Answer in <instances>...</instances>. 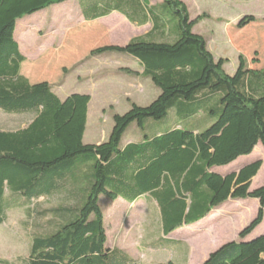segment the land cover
Returning a JSON list of instances; mask_svg holds the SVG:
<instances>
[{
  "label": "trees",
  "instance_id": "1",
  "mask_svg": "<svg viewBox=\"0 0 264 264\" xmlns=\"http://www.w3.org/2000/svg\"><path fill=\"white\" fill-rule=\"evenodd\" d=\"M69 1L0 0V110L31 118L24 129H0V226L10 210L30 216L40 199L75 200L37 212L38 218L50 219L32 238L27 264H138L108 245L101 196L131 204L150 198L160 211L165 238L202 222L228 201L258 200L257 216L239 234L240 243L224 245L204 264H264V235L248 239L264 221V185L250 190L263 162L254 160L225 176L216 172L251 156L259 145L264 149V69L250 66L258 59L249 62L241 55L236 73L228 75L227 59L216 60L205 38L194 32L204 16L192 20L182 0H163L150 16L155 33L164 36L91 53L133 58L160 95L148 106L133 104L125 114H115L106 141L85 144L91 97L70 94L62 100L48 82L30 84L21 75L25 57L16 36L20 22ZM118 1L135 16L141 13L139 2L149 5ZM255 22L246 16L238 28ZM216 96L220 108L209 113L217 119L206 130L176 126L154 136L145 133V124L156 131L169 112L180 120L199 118L203 104ZM131 131L138 139L123 147Z\"/></svg>",
  "mask_w": 264,
  "mask_h": 264
},
{
  "label": "rangeland",
  "instance_id": "2",
  "mask_svg": "<svg viewBox=\"0 0 264 264\" xmlns=\"http://www.w3.org/2000/svg\"><path fill=\"white\" fill-rule=\"evenodd\" d=\"M183 1L187 4L189 13L193 18L197 19L204 16V19L200 21L201 23L196 26L195 32L204 36L208 42L209 49H211L215 57L227 59L225 72L228 75L233 76L236 73L241 55L249 62L255 58L261 60L259 67L255 68L264 67V0ZM52 11V8H49L45 17ZM248 15L254 16L256 22L243 29H239L237 22ZM35 24L37 23L34 22ZM175 24L178 26L177 20H175ZM38 27V24L35 25L27 36L24 35L22 37L24 46L25 43L27 45H34L38 41H45L47 50H52L53 46L57 49L59 46L67 48L77 45L79 47L77 51L83 54L89 50V47L105 44H124L128 40L143 35L146 31L145 29L134 30L131 27H125L118 32L109 33L108 36L97 38L98 40L94 42L88 39L86 40V42L89 41L88 44L82 45L83 43L80 44V41L83 40V33H85V30L87 31V28L81 23L72 25V28L68 30L67 28L62 29L59 35L46 39L42 35H39L40 30ZM21 29L22 25L18 24L16 31L19 32V36L22 34ZM229 37H233L236 41L238 40V43L232 45ZM167 42L172 43L174 41ZM47 50L46 53L50 51ZM83 54L81 55L83 56ZM41 62L38 61L31 66H27L29 73L33 74L36 78H40V81L31 82L32 84L48 82L54 85L60 93L67 91V93L71 92L67 95L86 94L92 97L87 130L88 136L92 140H97L103 133L106 135L110 131L111 126H113L112 117L115 114H125L133 104L138 106L146 105L158 93L151 80L125 74L124 69L113 61H88L84 59L83 62L80 59L76 67L72 68L68 66L71 71L67 73L69 76L67 77L66 75L67 78H63L62 74L60 75L61 68L63 67H55L53 68L55 70H53L51 69L52 67L45 66ZM22 69V74L24 73L23 76H25V64L22 65ZM58 95L62 100L67 97L63 93ZM219 99L220 96H216L207 100L201 107V116L199 118L180 120L174 112H169L161 124L154 127V129H157L156 131L145 124V133L154 136L157 132L165 133L176 126L184 127L187 130H190L191 127H201V130L204 131L217 119L209 112H218L220 108ZM19 115L18 113H8L0 110V129L17 130L28 124L31 120L28 116ZM211 119L215 120L211 121ZM85 142L90 143L86 137ZM256 155L257 157H261L260 153ZM257 160H261V158ZM262 180L263 176H260L257 183H261ZM126 204L128 203L120 198L115 201L108 200L105 196H101L100 198V206L104 218H106L105 228L108 229L109 237L111 238L109 245L118 246L122 250L128 248L125 253L132 255L140 263L149 264L151 260L158 259V255L153 256L151 254L150 256L148 254L147 256L143 254L145 251L144 246L148 241L147 236L144 234L146 207L142 204V201L134 205L135 207L138 206L136 209L133 207L129 208ZM241 205L240 203L231 202L223 208V211L219 212V215H224V218L220 219L218 216H215L212 220L214 222L211 227L213 229L212 234L209 233V235L207 234L208 236L197 238L198 246L200 247L204 244V249L214 251L221 243L225 244L230 241H236L238 239V232L243 231L251 221V214L247 211L250 206ZM47 209H49L48 204L41 201L36 203L34 211L31 210L29 212L30 216L27 215V211L21 209L10 210L9 219L4 225L0 226V260L7 261L9 264H27L26 260L30 253L32 238L38 235V231H43L47 228L46 223L50 219L38 218L37 212H43ZM252 212L255 216L254 207L252 208ZM134 213L135 226H133L132 233L122 238L121 241L117 238V233L121 228V225L118 223L125 218L130 217L131 219ZM244 213L247 215L246 219H244L246 217ZM186 229L187 227L180 229V231H186ZM158 238V233H155L152 238L154 239L153 242H157ZM201 240L203 243L201 242L200 244ZM236 242L240 243V240L238 239ZM145 252L147 253V251ZM164 260H166L165 262L173 261L176 264H182L180 256L176 253L174 256L165 254Z\"/></svg>",
  "mask_w": 264,
  "mask_h": 264
},
{
  "label": "crops",
  "instance_id": "3",
  "mask_svg": "<svg viewBox=\"0 0 264 264\" xmlns=\"http://www.w3.org/2000/svg\"><path fill=\"white\" fill-rule=\"evenodd\" d=\"M146 3L149 5L146 7L144 4L140 3L138 4L139 9L141 10V13L139 16H135V14L127 13L126 10L120 9L119 2L118 0H82V3H80L79 0H71L69 2H66L65 4L55 6L52 8V12L45 17V14L47 10L40 12L22 22L19 24L22 25L21 29V36H19V32H17V41L19 43L20 51L25 57V78L32 84L31 82H37L40 81V78H36L33 76V74L29 73V69L27 66L33 65L35 62L42 61L41 64L45 66L52 67L51 69L55 67H63L61 68V73L63 78L69 77L67 73L71 71L68 66L74 68L76 67L79 63V60L82 59L84 62V59L88 61H100V60H105V61H113L116 63L119 67L123 68L125 74H128L130 76H138L140 78L146 79L143 76V69L139 65V63L134 60L133 58L124 55V54H116V53H106V54H97V55H91L93 51H96L101 48L105 47H124L126 46L131 40L137 39V38H148L149 36L154 35L156 36H164V33H155L154 29V23H153V18L150 15L155 16L157 10L162 7L163 0H145ZM183 1V0H182ZM184 2V1H183ZM116 3L118 4V7H116ZM185 3V2H184ZM187 5V4H186ZM189 9V8H188ZM109 11H112L109 15L107 16H102L100 18H97L98 15H103ZM191 16V15H190ZM250 16V15H248ZM192 20H195L196 18H193L191 16ZM34 22L38 24V29L40 30V36L42 35L45 39L49 38L51 36H57L59 33L62 31V29H71L72 25H76L77 23H81L84 27L87 28V31L85 30L83 33L82 41H80L82 45L88 44V42L91 40L92 42L98 40L99 38H102L103 36H108L109 33H114L118 32L120 29H124L125 27H131L134 30H142L145 29V33L143 35H139L138 37H135L131 40H128L124 44H105V45H98L94 47H89V50L85 52L84 54L81 52L79 53L77 51V45L75 47H67L63 48L60 47L55 49L53 46L52 50L48 51L45 47V41H38L34 45H27L22 41V37L25 35L27 36L29 34V31L34 27ZM240 22V21H239ZM237 22V23H239ZM201 23V22H199ZM196 28V27H195ZM195 32V29H194ZM197 34V32H195ZM201 35V34H198ZM203 36V35H201ZM204 37V36H203ZM98 38V39H97ZM86 42V40H88ZM206 40V39H205ZM230 43L232 45H236L238 43V40L233 39V37H229ZM86 42V43H85ZM208 49L209 45L208 42L206 41ZM81 46V45H80ZM89 46V45H87ZM46 50L48 51L46 53ZM211 54L213 55V52L211 49H209ZM79 53V54H78ZM83 54V56L81 55ZM86 56V57H84ZM214 56V55H213ZM216 60L218 59H225L224 57H215ZM261 63V60L258 59V62L256 64H251L252 69H257V70H262L264 67L261 68H255L259 67V64ZM227 64V63H226ZM61 65V66H60ZM60 69V68H59ZM58 69V70H59ZM21 69V75L22 74ZM55 70V69H53ZM57 70V69H56ZM57 72V71H56ZM67 75V77H66ZM150 80V79H146ZM152 82V81H151ZM41 83V82H39ZM38 84V83H36ZM51 84V83H49ZM34 85V84H32ZM52 85V84H51ZM54 87V85H52ZM155 88L158 90V93L155 98H153L148 104L142 105V106H148L151 104L156 98L160 95V90L155 86ZM71 91V90H70ZM54 92L57 94H62L67 95L68 92H58L56 88L54 87ZM86 95V94H85ZM68 96V95H67ZM90 96V95H89ZM91 97V96H90ZM92 105V97H91V102L89 104L88 108V122H87V128L84 136V143L85 144H100L108 139V137L111 134V131L113 129L110 128V131L105 135L103 133L100 138L97 140H92L87 133L88 130V125H89V118H90V109ZM141 106V105H140ZM131 108V107H130ZM130 108L127 110L129 111ZM126 111V112H127ZM9 113V112H8ZM118 114V113H117ZM19 116H28L25 114H20ZM30 117V116H28ZM31 121V120H30ZM28 122V124L30 123ZM113 121V117H112ZM26 124L25 126L18 128L17 130H4V131H18L20 129H24L27 127ZM3 130V129H2ZM135 131H131L128 133L127 138L124 140V146L126 147L128 144L137 141V136H136ZM148 136V135H147ZM85 137L90 143L85 142ZM261 154V157H257L256 154ZM263 157H264V149L261 145H259L254 153L249 156V157H244L239 159L237 162H235L233 165L226 167V168H221V169H216V172L219 174L225 176L231 172H238L243 166L249 164L250 162H253L254 160H257L261 158V161L263 162ZM260 176H263V180L261 183H257L258 179ZM264 185V163L259 171L258 175L253 179L252 186L250 188L251 191H254ZM45 202L48 204L49 209H57L63 205H72L75 203L72 198L67 197V198H53V199H40L38 202ZM142 201V204L145 205V217H144V222L146 223V226L144 228V234L147 236L148 241L147 244L144 246L145 251L144 255L153 254L158 255V259H154L153 261L149 264H161L165 263L166 260H164L165 254H169V256H174L175 253L178 254L181 258V263L182 264H204L209 256L214 253L215 251L219 250L221 247H223L226 244L232 243L231 241L225 244H220L216 247L214 251L212 250H206L203 248V245L200 247L197 244V238L203 237V236H208L209 233L212 234V220L215 218V216H218L220 219H223L224 215H219V212L223 211L222 209L228 206L231 202H236L242 204L241 206L249 205L248 210L251 214V221L250 223L256 218L258 210H259V201L255 199H248V200H241V201H228L226 204L221 206L220 208L213 210V212L210 213V215L203 220L202 222L187 227L186 231H180L177 230L173 234H171L169 237L165 238L163 234V228H162V219L160 215V211L157 207V204L152 201L148 197H142L141 199L137 200L134 203H128L126 204L127 207L129 208H137L138 206H134L136 203H139ZM36 202V203H38ZM140 207V206H139ZM255 208V216L254 213L252 212V208ZM47 209V210H49ZM131 215V214H130ZM129 215V216H130ZM246 216L244 219L247 218V215L244 213ZM217 217V218H218ZM126 219V218H125ZM120 221L118 224L121 225V228L119 229L117 235L120 240L124 238L127 235H130L133 229V226H135V213L132 214V218L130 219L127 218L126 220ZM106 222V218H104V224ZM131 226V227H130ZM130 227V229H129ZM156 227V229H155ZM246 228V227H245ZM107 230V236H108V245L110 242V237H109V231ZM155 233H158L159 238L157 239V242H153L154 239L153 236ZM241 233L238 232L237 238L239 239V234ZM208 234V235H207ZM264 235V221L259 226L254 233L248 238L249 240L258 236ZM132 236V235H131ZM152 239V240H151ZM236 239V241L238 240ZM122 241V240H121ZM215 241V240H214ZM218 241V238H217ZM216 241V242H217ZM234 241V242H236ZM202 240L200 241L201 244ZM203 243V242H202ZM111 249H118L120 251L126 252L128 248L125 250L119 249L118 246H111L109 245ZM147 249V250H146ZM168 251V252H166ZM128 256L135 260L132 255L129 253ZM168 259V258H167ZM197 259V260H196ZM199 259V260H198ZM138 264H144L140 263L139 261L135 260Z\"/></svg>",
  "mask_w": 264,
  "mask_h": 264
}]
</instances>
